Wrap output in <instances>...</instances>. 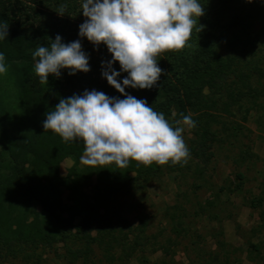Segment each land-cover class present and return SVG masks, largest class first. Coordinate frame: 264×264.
<instances>
[{"label":"trees","instance_id":"1","mask_svg":"<svg viewBox=\"0 0 264 264\" xmlns=\"http://www.w3.org/2000/svg\"><path fill=\"white\" fill-rule=\"evenodd\" d=\"M198 2L204 7L203 15L184 47L157 55L162 71L156 83L145 89L125 87V93L144 99L173 127L182 121L181 114L191 115L202 131L189 150L200 158L210 148L208 142L215 140L209 128L214 116L204 112L207 108L230 113L232 105L264 96V82L258 80L260 86L251 82L254 74L264 79V62L248 65L243 56L256 50V43L264 44V0ZM80 3L0 0V25H6L7 31L0 39L6 65V72L0 74V249L4 248L0 264L24 247L50 248L58 243L70 259L83 263L90 261L93 244L108 251L103 254L106 260L114 257L110 250L115 244L121 245L122 254L130 253L133 246L120 244L113 226L120 219L119 196L130 189L134 178L146 180L159 169L156 162L138 166L131 159L126 167L114 162L84 165L82 142L64 141L42 128L46 112L60 98L79 95L85 89L123 98L101 75L105 68L101 62L111 58L106 46L96 45L102 54L96 56L88 49L93 44L77 36L78 25L86 19ZM61 4L62 15L57 14ZM57 34L64 43L80 40L89 71L69 75L61 69L59 77L49 74L42 83L34 73L32 52L38 46H50L49 38ZM112 68L118 70V63L114 61ZM125 75L122 72L116 79ZM203 114L207 118L202 119ZM65 158L71 164L60 175ZM236 176L242 178L241 173ZM132 244H138L137 237Z\"/></svg>","mask_w":264,"mask_h":264},{"label":"rangeland","instance_id":"2","mask_svg":"<svg viewBox=\"0 0 264 264\" xmlns=\"http://www.w3.org/2000/svg\"><path fill=\"white\" fill-rule=\"evenodd\" d=\"M262 45L244 53L245 64L263 65ZM88 49L102 56L96 46ZM258 80L264 82L254 74L251 82L260 86ZM204 112L214 116L209 128L215 136L205 156L194 157L189 150L200 126L177 124L183 127L186 162L159 165L148 179L134 178L119 196L120 219L113 226L120 244L133 246L130 253L122 254L115 244L109 248L115 259L106 260L108 251L93 244L90 261L83 263L70 259L58 243L24 247L1 264H264V96L232 105L230 113ZM70 164L69 158L61 161L60 175Z\"/></svg>","mask_w":264,"mask_h":264},{"label":"clouds","instance_id":"3","mask_svg":"<svg viewBox=\"0 0 264 264\" xmlns=\"http://www.w3.org/2000/svg\"><path fill=\"white\" fill-rule=\"evenodd\" d=\"M203 11L198 0H81L80 12L86 19L78 25L77 36L94 47L106 46L111 58L101 62L105 65L101 75L123 98L95 89L60 98L46 112L43 130H51L64 141L82 142L84 165L114 162L126 167L129 159L138 166L186 162L189 153L181 135L183 127L170 125L162 112L125 93V87L151 88L162 71L157 55L183 48ZM57 14H64L63 4ZM5 36L6 25H0V39ZM49 39L50 46H38L32 52L40 82H47L49 74L59 77L61 69L69 75L89 71L79 39L64 43L59 34ZM4 60L0 52V74L6 72ZM114 61L118 70L112 68ZM122 72L126 75L118 81ZM181 116L178 125L195 126L191 115Z\"/></svg>","mask_w":264,"mask_h":264}]
</instances>
